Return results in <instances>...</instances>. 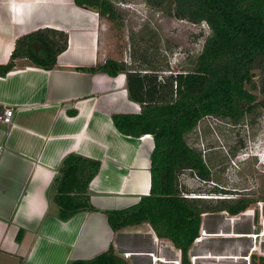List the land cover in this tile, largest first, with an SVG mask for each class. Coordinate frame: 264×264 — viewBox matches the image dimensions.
<instances>
[{"label":"crops","instance_id":"obj_1","mask_svg":"<svg viewBox=\"0 0 264 264\" xmlns=\"http://www.w3.org/2000/svg\"><path fill=\"white\" fill-rule=\"evenodd\" d=\"M99 17L74 0H0V65L8 63L16 40L24 35L43 28L68 33L67 49L54 69L19 58L13 70L0 75V113L14 110L13 124L0 122V264H69L112 245L130 264L147 258L150 264L179 259L183 264L181 250L159 238L148 222L118 232L108 223L106 211L129 208L150 194L155 145L148 135L123 134L113 121L114 114L141 112L140 104L129 99L126 74L87 70L115 59L106 54ZM71 153L101 162L89 184L97 210L64 221L57 216L52 184ZM202 231L207 235L193 244L189 264L205 259L194 251L211 236L204 217ZM133 233L148 235L150 250L133 251L119 240ZM166 250L174 253L171 260ZM151 253L161 259L155 262Z\"/></svg>","mask_w":264,"mask_h":264},{"label":"trees","instance_id":"obj_2","mask_svg":"<svg viewBox=\"0 0 264 264\" xmlns=\"http://www.w3.org/2000/svg\"><path fill=\"white\" fill-rule=\"evenodd\" d=\"M74 2L99 16L118 17L113 0ZM145 2L169 17L206 22L210 34L185 73L159 78L157 72L166 70L168 65L160 56L148 52L150 45L139 48L141 57L134 54L145 68L130 67L124 61L109 58L87 69L111 76L126 74L129 99L140 104L141 112L114 114L113 121L125 135L151 134L155 145L151 154L150 194L129 208L108 210L105 214L114 232L148 222L159 238L171 240L181 250L183 264H189V252L200 235L204 213L227 211L238 215L252 203L246 198L186 196L178 177L181 171L190 170L205 181L212 179L202 152L188 142L205 118L233 126H253L264 117V0ZM141 37L145 39L143 34ZM67 45L65 31L43 28L24 35L16 40L8 63L0 65V75L13 70L19 58L28 59L36 67L54 69ZM254 91H259L262 99ZM100 167V161L75 153L63 159L52 184V200L59 219L67 221L81 211L97 210L91 203L89 184ZM210 200L216 203H206ZM251 259V264H264L262 255L252 254ZM69 264L130 263L112 245L91 259Z\"/></svg>","mask_w":264,"mask_h":264},{"label":"rangeland","instance_id":"obj_3","mask_svg":"<svg viewBox=\"0 0 264 264\" xmlns=\"http://www.w3.org/2000/svg\"><path fill=\"white\" fill-rule=\"evenodd\" d=\"M113 1L118 17H99L103 41L106 38L108 43V57L124 61L130 67L145 68L140 65L142 60L135 59L134 54L141 57L139 48L150 45L148 52L160 56L168 65L166 70L157 72L159 78L171 73H185L192 67L210 34L206 22L193 23L169 17L150 7L145 0ZM142 34L145 39H142ZM254 92L258 99H262L259 91ZM188 142L202 152L212 179L205 181L196 172L181 171L178 179L184 195L252 200L249 208L238 215L227 211L203 214L206 230L211 236L194 249L205 258L198 264H248L245 257L251 253L264 256V117L253 126H233L225 121L205 118L188 137ZM221 189L224 192H214ZM206 203L216 202L210 200ZM219 231L220 236H215ZM120 237L121 243L133 251L150 250L152 246L148 235L144 238L133 233L127 234L125 239ZM165 255L168 260L174 257L170 250H166ZM220 255L227 257L216 258ZM251 260L250 257V264ZM140 263L150 264V261L147 258Z\"/></svg>","mask_w":264,"mask_h":264},{"label":"built area","instance_id":"obj_4","mask_svg":"<svg viewBox=\"0 0 264 264\" xmlns=\"http://www.w3.org/2000/svg\"><path fill=\"white\" fill-rule=\"evenodd\" d=\"M139 109H141V106L140 105H139ZM13 117H14V110L12 108H5L4 111L0 113V122H2L3 124H6V125H11V124H13ZM147 135H150L151 138L153 137L151 134H147ZM205 233H206L205 231H202L200 233L199 237H197L196 240H202L203 237L205 235H207ZM217 234H221V233H217ZM151 256H153V259H154L155 262L157 260L161 259V257L154 256V253H151ZM245 260H247L248 261V264H250V256H246L245 257ZM174 262L176 264H181V259L174 260Z\"/></svg>","mask_w":264,"mask_h":264},{"label":"clouds","instance_id":"obj_5","mask_svg":"<svg viewBox=\"0 0 264 264\" xmlns=\"http://www.w3.org/2000/svg\"><path fill=\"white\" fill-rule=\"evenodd\" d=\"M13 7L15 8V4L13 3ZM256 155H257V153H256Z\"/></svg>","mask_w":264,"mask_h":264},{"label":"bare ground","instance_id":"obj_6","mask_svg":"<svg viewBox=\"0 0 264 264\" xmlns=\"http://www.w3.org/2000/svg\"><path fill=\"white\" fill-rule=\"evenodd\" d=\"M150 137V135H148Z\"/></svg>","mask_w":264,"mask_h":264}]
</instances>
